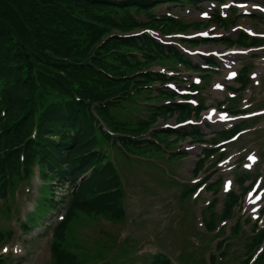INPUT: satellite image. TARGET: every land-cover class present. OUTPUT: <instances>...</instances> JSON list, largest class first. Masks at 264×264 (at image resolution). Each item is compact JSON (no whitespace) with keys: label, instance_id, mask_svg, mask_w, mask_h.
I'll return each mask as SVG.
<instances>
[{"label":"trees","instance_id":"obj_1","mask_svg":"<svg viewBox=\"0 0 264 264\" xmlns=\"http://www.w3.org/2000/svg\"><path fill=\"white\" fill-rule=\"evenodd\" d=\"M169 1L172 0H0V109L6 112L5 119L0 117V150L4 153L0 155L1 193H5L6 186L5 164L11 176H18V149H24L28 164L37 159L43 175L52 180L73 183L80 172L94 165L91 175L69 195L65 218L56 228L51 244L54 264H87L89 258L71 252L66 242L70 223L80 213L120 215L116 200L120 189L117 193H101L118 186L111 163L103 162L107 151L92 149L108 141L123 156L142 152L138 150V141L130 136L140 134L148 122L141 120L131 126L124 104L132 100L130 91L144 79L135 81L134 77L117 76L123 74L121 63L129 65L125 72L140 65L139 62L130 65L121 48H134L156 60L173 56L182 60L178 51L171 49L166 54L155 42L151 50L149 39L144 43L114 37L103 41L111 28L127 31L142 23L132 18L117 24L115 15L100 12L148 11L153 3ZM156 77L164 79L161 75ZM175 107L149 108V121L174 112ZM100 119L114 135L103 129ZM34 125L35 140L30 137ZM235 201L232 195L219 220L231 215ZM53 202L52 198L46 199L34 216L40 218L45 212L43 208ZM218 221L214 222L210 216L206 228H216ZM262 235L263 232L253 237L248 244L250 250L261 241ZM150 264L171 262L157 254Z\"/></svg>","mask_w":264,"mask_h":264},{"label":"rangeland","instance_id":"obj_2","mask_svg":"<svg viewBox=\"0 0 264 264\" xmlns=\"http://www.w3.org/2000/svg\"><path fill=\"white\" fill-rule=\"evenodd\" d=\"M116 2H125L127 0H115ZM198 4L203 7L204 1H200ZM151 4L148 7V11L129 9L125 11L115 12L114 10L107 9L102 10L100 13L104 15H115L114 19L117 24L123 20L136 19L137 22L142 24L149 23L148 19L152 18V24L146 26V29L140 31H134L133 33H142L135 37H128L130 39L140 40L142 43L145 39H149L147 34L154 37L162 45H172L177 49H180V44L187 41H197L195 35L198 30L210 23H200L203 20L197 16V6H190L184 4L182 6L170 5V6H157L154 7ZM130 7V6H129ZM154 7V8H153ZM117 14V15H116ZM168 18V19H162ZM167 20V21H166ZM120 31H125L117 28H111L107 34L109 38H116L117 40L124 39L118 34ZM118 34V35H115ZM139 37H142L141 39ZM127 40V39H126ZM151 50L154 49V43L149 39ZM196 44V42H192ZM157 46L164 49L157 43ZM189 46V45H188ZM196 47V46H191ZM157 48V47H156ZM122 54H124L126 60L130 62V65L134 66L136 62L140 65L133 68L129 72H125L129 67L127 63H121L119 65L123 74L117 75L118 77H134L135 81L139 79L143 80L139 83L135 89L131 90L132 100L124 104L126 109V117L129 120L131 126H136L138 121L149 120L147 104H159L163 102L164 98L161 94L163 89L157 88L153 90V79L157 78L153 73L143 72V69L150 66L148 70H151L153 66L155 70H158L159 66L167 69L174 68L177 60L175 58H163L159 62H155L156 58H152L145 52H135L134 48L122 47ZM168 50H171L168 48ZM181 51V49H180ZM154 62V63H153ZM151 64V65H150ZM180 74H177L175 78L182 81L187 76L185 70L182 67H178ZM193 70L196 68L191 67ZM211 68H214L211 64ZM215 77V76H213ZM206 80V78H205ZM208 80V79H207ZM206 80V81H207ZM121 82H123L121 80ZM208 83L205 84L207 86ZM151 89H150V88ZM168 90V89H167ZM202 96H207L205 92H202ZM208 97L205 98V101ZM204 101V102H205ZM163 102V105H170ZM173 113L180 112L181 115L185 113L182 108L176 106ZM125 111H122L124 113ZM173 119V118H170ZM165 123V122H164ZM163 122H158V127L162 126ZM248 125V123H246ZM245 125V126H246ZM152 129L155 128V124L152 125ZM156 130V135L153 132H146L141 137L142 141L139 142L148 143L149 137L158 139L160 145H166L167 148L172 147V142L175 140L172 136H165L162 131ZM233 131H224L217 133V137L223 139L227 138ZM207 139V138H206ZM137 141V140H136ZM108 141L103 142L99 148H103L107 145ZM238 146L236 149L242 150L244 146L248 148H255L258 152L264 156V131L251 133L245 135L243 138L237 140ZM180 146L179 152L188 153L182 157H172L168 159L164 154L162 148L156 144H150L141 156L137 152L128 154L132 158H144L143 159H125L123 156L119 157L114 155L115 166L119 168L121 175L120 187L121 197H117V203L120 206V217H114L119 225H114V221L111 217L104 214L93 213H80L79 216L74 218L70 223V229L67 232L66 242L70 244V251L73 250L77 243H84L83 245L88 249L94 250V242L102 240L101 235L107 233L110 230L118 229L119 243H115L116 236L112 235L106 237V244L114 245L118 251L116 254H108L111 251H106L103 256L98 259H92L89 264H94L100 260H108L110 257L115 264H119L123 260V255L128 252L135 255L138 253L139 245L143 246V250L146 253L155 254L158 251L164 252V256L170 260L171 264H206L210 259L216 264H246L244 261L246 251L245 244L251 241L253 235L252 224L255 222L257 229L259 226L264 230V182L259 188H253L249 192H253L257 197L254 203L247 206L244 209L245 197L241 200V207L236 210V216H239L241 220L240 226L235 232L232 228L236 218H230L220 225V231L217 230L214 233H209L204 230L203 221L206 222L210 216L214 222L219 220L218 212L221 206L230 200L228 196L222 191V185L228 179V176L232 175L229 172L217 171L214 177H219L220 193L214 195L210 192L209 185L217 182H212L213 174H211L212 156H207L200 162L194 161L196 155L194 154L196 149H185L186 145H192L187 140L179 141L176 143ZM235 145L230 144L228 150L224 153L227 155L230 150H234ZM139 150V149H138ZM122 153L126 155L122 149ZM174 150L172 153H176ZM178 152V153H179ZM261 154V155H262ZM106 157L109 158V154ZM226 158V157H224ZM263 159L254 165L251 170L252 173H262L264 175ZM213 168L217 167L216 161L213 164ZM116 167V168H117ZM206 167V168H204ZM242 169L241 165H237L233 169V175H238V171ZM193 170L194 175H191ZM200 179L197 184L205 183L197 195V190L194 191V187L197 185L192 184V179ZM236 177H234L235 179ZM183 183V184H182ZM3 184L2 171L0 170V189ZM16 184V183H15ZM126 185V189L123 186ZM248 182L245 183L247 185ZM182 185H186L185 189ZM13 186L8 190V195L5 198H0V231H6L12 229L13 239L5 242L0 247V254L5 251L3 247H7V250L11 252L7 256H4V260L0 261V264H54V258L49 254V242L50 239L43 241L45 234L49 231L48 226L58 220V213H63L64 206H59L54 211L45 217L44 225L31 224L28 221V232L23 234L18 230L15 220L6 219L5 206L7 205L8 198H13L17 194V201L22 205L23 213L20 216L24 218L27 211L33 209L32 201L27 200V196L22 191V184ZM243 185H238L237 181H234L232 190H235L237 194L243 191ZM55 193L58 196L65 195L68 188L66 185L54 184ZM263 188V189H261ZM18 191V193H17ZM117 193V192H114ZM188 198H184L185 196ZM221 195V196H220ZM195 198H194V197ZM33 200V198H31ZM189 199V200H188ZM218 200L212 207L210 204ZM28 201V202H27ZM35 204V202H34ZM201 210H203L201 212ZM259 213L262 216H259ZM30 215V214H29ZM28 215V216H29ZM31 219L37 220L36 216H31ZM38 220L37 222H39ZM259 224V225H258ZM13 227V228H11ZM233 232V233H232ZM54 239V238H53ZM65 240V238H64ZM124 240V241H123ZM104 248L100 252H104ZM72 252V251H71ZM258 253L256 254V256ZM134 257V256H132ZM149 258V256H144ZM148 262V260L146 261ZM106 262L104 264H108ZM133 264H141V261L135 259ZM256 264H264V257L260 259Z\"/></svg>","mask_w":264,"mask_h":264},{"label":"snow or ice","instance_id":"obj_3","mask_svg":"<svg viewBox=\"0 0 264 264\" xmlns=\"http://www.w3.org/2000/svg\"><path fill=\"white\" fill-rule=\"evenodd\" d=\"M249 160H252V161H254L255 160V157H249ZM225 190H227V188L225 189ZM5 251H7V249H5Z\"/></svg>","mask_w":264,"mask_h":264}]
</instances>
